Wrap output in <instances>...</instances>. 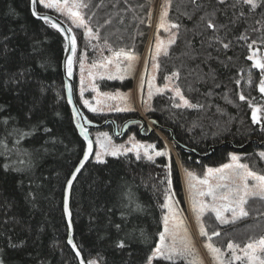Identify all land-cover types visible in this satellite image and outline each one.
<instances>
[{"label":"trees","instance_id":"1","mask_svg":"<svg viewBox=\"0 0 264 264\" xmlns=\"http://www.w3.org/2000/svg\"><path fill=\"white\" fill-rule=\"evenodd\" d=\"M91 1L89 14L99 15V23L116 15L106 27L109 35L126 27L119 38L134 39L141 32L138 40L145 45L149 28L141 21L146 14L137 10L145 6L144 0ZM256 2L259 6L253 9L243 0H173L171 20L180 27L177 41L160 59V81L178 72L185 97L198 107H175L173 97L165 94L154 100L147 118L138 112L85 111L91 131L104 129L117 140L135 133L160 148L166 146L165 138L191 169L219 167L233 154L258 170L264 168L258 155L264 152V128L253 123L251 106L262 99L257 83L261 73L247 59L252 41L264 45V0ZM133 6L136 10L130 9ZM38 10L44 13L39 3ZM208 20L216 29L207 27ZM66 50L63 33L32 14L31 0H0V258L5 264H80L68 243L65 196L87 143L68 99ZM241 92L246 100L239 99ZM14 130L31 134L17 143L18 135H9ZM169 163L172 186L181 193L173 156L150 161L128 155L87 162L70 198L72 241L85 261L147 264L163 229ZM262 224L264 217L234 230ZM120 240L124 248L117 247ZM189 262L157 258L152 264Z\"/></svg>","mask_w":264,"mask_h":264},{"label":"snow or ice","instance_id":"2","mask_svg":"<svg viewBox=\"0 0 264 264\" xmlns=\"http://www.w3.org/2000/svg\"><path fill=\"white\" fill-rule=\"evenodd\" d=\"M220 3H224V0H219ZM244 3L251 6L255 9L258 7L256 0H243ZM41 4L48 9H54L56 12L65 15L73 25L77 28H83L85 30L86 37L91 40H100L101 37L98 31H93L92 27L89 25L88 21L85 19V15L82 12V9L87 8L88 5L84 3V0H31V10L34 16H38L40 19L44 20L45 23L51 24L53 28L58 29L61 33H71L72 29L69 28L65 30L59 23H57L53 18L48 15H40L36 11V5ZM171 0H165L164 10L161 14V21L159 27L164 29L166 32H169L170 29H179V25L175 23L165 22L166 17L168 16V8L170 7ZM207 27L210 29H216L212 20L207 21ZM223 27V25H221ZM247 39V37H241ZM7 39V37H5ZM68 43L71 48V55L68 57L66 62L67 75L69 77L73 74V57L76 55V37L74 34L67 36ZM176 41V33H171L170 38L165 41L163 39H157L155 43V56L154 60H158L161 53L163 55H168V46L174 44ZM256 41H252L248 45L250 49H253L251 54L247 59L253 61V66L260 70L261 79L259 80V91L264 94V53L261 52L260 48L253 46L256 45ZM264 43V40L261 41ZM107 45V41H105ZM93 48H98V45L93 44ZM223 47L227 49L229 44H223ZM99 51L103 52L102 48H99ZM258 53L260 55L258 56ZM86 56V53H85ZM136 57L130 55L121 49L118 52L113 53L111 57H104L102 62L93 63L90 67L86 69L83 61H80V94L83 96L85 92V71H87V76L90 81L91 88L97 92L96 105L94 106L89 100H83V104L92 112L103 111V108L98 107L104 101L99 97H103L105 100H121L127 101L130 99L129 95L123 93H116L115 95L111 93H101L99 92L98 86L94 81L97 78L103 80L107 78L109 80L120 79L124 80L126 75H131L134 70V61ZM127 61V65L122 67V62ZM111 66H114V71ZM155 67L158 69L159 64L156 63ZM23 76V72L19 74ZM173 77H179V73H173L172 76L167 77L169 81ZM155 81V76H153L152 81L149 82V98L154 94L152 91L153 83ZM239 83V81H237ZM248 83H252L251 76H249ZM143 87V82L141 88ZM168 85L166 84L164 88H156V92L160 93L167 89ZM68 88V99L71 102L72 87L67 85ZM175 97L183 102L176 103L175 107H198V105H193L190 103L182 94L179 87L172 89ZM240 100H246L247 98L241 92L239 94ZM253 108L252 111V120L253 123H257L261 128H264V122L261 121V117L258 113L261 112V106L251 105ZM2 107V106H0ZM116 111H128V108H119L115 109ZM74 113L78 118L87 120V117H82L80 110L73 108ZM7 124V120L4 121ZM91 123V121H88ZM81 133L84 136V139L87 141V150L83 155L79 166L72 173L71 179L67 181V189L70 191L72 187V182L76 179V175L84 167L86 161H88L89 156L93 153V141L89 139V133L87 128L83 123H77ZM45 132H50L51 129L45 128ZM17 134L19 143L20 139H23L25 136L30 135L31 133L19 131L18 133H9V135ZM96 142L99 144L100 151L95 153V160L98 163H105L104 157L112 156L119 157L120 155H126L129 152H135L136 158H141L140 150L143 149L145 156L148 160H153L154 156H169L168 151H155L154 155L149 154V149H155V145H143L139 143H133L131 147H125L124 145H116L111 141V137L107 134H103V138L100 136L97 137ZM261 159H264V152L258 154ZM170 159V156H169ZM5 170L9 169L10 165L4 164L2 166ZM169 168V175L166 178L168 184L167 191V203L163 205L164 208L168 210V214L163 217L164 221V230L159 233V243L155 247L152 254L147 258V264H152L154 259L160 258L165 261H177L181 259H187L191 257L189 264H202V261L196 257L192 251V240L190 239L187 228L184 226L183 220L178 217L179 209L174 205L177 203L174 199V192L171 188L172 180L170 168L171 165H167ZM15 171H23V169L17 168ZM185 176L187 178V188L189 196L192 203V209L196 213V219L200 223V235L207 238L209 241L205 246L208 251L211 253L215 264H264V236L259 237L258 239L249 240L243 247L240 244L229 242L227 244V249L222 250L221 248L215 247L210 241L213 236H219L218 231H214L211 234L207 231L203 217L206 213L214 214L215 218L221 225H226L230 223H236L244 218L249 216V212L246 210L245 206L249 204L250 200L259 199L264 202V175L258 174L255 171H252L247 163H241V157L238 155H231L230 162L221 165L218 168H208L206 170L203 178L197 176L194 172L185 171ZM32 195V193H29ZM131 204L134 200L133 194L131 192L126 194ZM205 198H210L205 199ZM137 204V209H139ZM65 210L69 217V224L71 223V211L67 209L65 205ZM225 213H230V216H226ZM123 214V213H122ZM171 225V226H170ZM116 228L119 229L120 225H116ZM74 249H76L77 257H80V264H99V261L96 259H90L85 261L83 257L80 256V250L77 248L76 244L73 243L71 239L68 241ZM125 242L120 240L117 242V247L124 248ZM12 247H16L15 244ZM0 264H5L3 258H0Z\"/></svg>","mask_w":264,"mask_h":264},{"label":"rangeland","instance_id":"3","mask_svg":"<svg viewBox=\"0 0 264 264\" xmlns=\"http://www.w3.org/2000/svg\"><path fill=\"white\" fill-rule=\"evenodd\" d=\"M144 3L141 6L137 7L138 9L145 11V16L142 19L144 23V26L149 28V35L148 39L143 46L142 43L138 40V38L141 37V32L137 33V36H134V39H123L119 38L118 35H121V31H125L126 27L121 29L114 30V36H111L108 34L106 27L109 26V24H113L115 21L116 15L113 14V19L111 18H105L103 20L104 23L98 22L97 14L92 15L89 14L91 11L92 1L91 0H84V3L88 5L87 8L82 9V12L85 15V19L88 21L89 25L92 27L93 31H98L99 35L101 37L100 40H89L85 35V30L83 28H77L75 25L71 23V21L63 14L56 12L54 9H48L44 7L43 5L39 4L41 10L44 13H51L55 14V16L59 17L69 28L72 29V34L76 37V55L73 57V74L71 77H69L73 81V88H74V94H75V100L82 112L83 117H85V111L90 112L93 114H114V113H132V112H138L142 117L147 118V113L153 109L154 106V100L161 95L170 94L174 101L176 103H180L181 105L183 102L179 99V97H175L173 88L179 87L181 90L183 96L185 97L182 89L179 86V77L178 79L173 77L171 81H169L167 78L165 81H160V59L164 57L163 53H161L158 60H154L153 57L155 56V43L157 39H163L165 43L170 38L171 33H176V41L178 38V31L177 29H170L169 32H166L164 29L160 28V21H161V14L164 10L165 6V0H144ZM173 5V0H171L170 7L168 8V16L166 17V24L167 23H175L171 20V9ZM130 9L136 10V8L130 7ZM94 14V15H93ZM136 15V14H135ZM176 24V23H175ZM143 26V29H144ZM79 37L81 40H79ZM118 37V38H117ZM105 41H107V45H105ZM175 41V42H176ZM96 44L98 45V48H93L92 45ZM175 44V43H174ZM173 45V44H172ZM172 45L168 46V52ZM143 46V50L141 51V47ZM260 48L261 52L264 53V45H255L254 48ZM99 48L103 49V52L99 51ZM123 49L125 52L129 53L130 55H133L136 57V60L134 63V70L131 73V75H126L124 80L115 79V80H109L107 78H104L103 80L97 78L94 83L97 84L99 92L101 93H111L115 95L116 93H123L126 95H129L130 99L127 101H121V100H105L103 97H99L104 102L99 105L98 107L103 108V111H97L92 112L90 111L87 106L83 104V100L87 99L89 100L94 106L96 105V99L97 92L94 91L90 86V81L87 76V71H85V92L83 96L80 94V61H83L85 64L86 69L90 67L93 63L102 62L104 57H111L113 53L120 51ZM253 49H251L252 52ZM250 52V54H251ZM86 53V56H85ZM71 55V53H70ZM260 53H258V56ZM127 61L122 62V67H125L127 65ZM159 64V68L157 69L155 67V64ZM254 62L252 61V64ZM254 67V66H253ZM112 70L114 71V66H111ZM255 68V67H254ZM257 69V68H256ZM259 70V69H257ZM260 71V70H259ZM153 76H155V81L153 83L152 91L153 95L151 98H149V82L152 81ZM172 76V75H170ZM168 76V77H170ZM261 79V75L257 79V83L259 85V80ZM115 84L117 83V86L107 85L103 86V84ZM143 82V87L141 88V84ZM132 84V86H130ZM168 85L167 89L165 91L157 93L156 88H164L165 85ZM259 88V86H258ZM260 92V91H259ZM262 94V93H261ZM186 98V97H185ZM187 99V98H186ZM188 100V99H187ZM189 101V100H188ZM190 102V101H189ZM258 106H261V112L258 113V115L261 117V121H264V94H262V99ZM119 108H128L130 110L128 111H116L115 109ZM184 107V106H181ZM185 108V107H184ZM253 111V108H252ZM77 122L81 123L80 118L76 116ZM86 125L91 126L88 123V119L84 120ZM103 134H107L109 137H111V141L113 144L116 145H124L125 147H131L133 143H139L143 145H155V149H149V154H153L155 151H168L169 156H173L176 159L180 177H181V183H182V191L181 193H178L177 190L173 188L171 185V188L174 192V199L177 202L174 206L178 208L180 211L178 213V217L183 220L184 226L187 228L190 239L192 240V251L196 257H198L202 264H215V261L211 255V253L206 248V244L209 242L206 237L200 235V223L196 219V213L192 209V203L189 196L188 188H187V178L185 176V171H191L194 172L197 176H200L203 178V176L206 173V169L204 170H196L185 167L181 160L178 157V154L175 150V144L171 141H168L164 138L165 147H159L157 143L150 142L148 140L142 139L138 137L135 133H131L130 135L126 136L124 139L117 140L115 139L109 132H107L104 129H98L95 131H91L90 135L93 141V160H95V153L100 151L99 144L96 142L97 137L100 136L103 138ZM141 152V158H144L146 160L147 157L144 154L143 149L140 150ZM128 155H134L136 157L135 152H129L126 155H120L119 157H124ZM241 157V163H247L252 171L257 172L258 174L264 175V168H260L259 170L255 168L252 164L248 163L247 159L244 158L240 154H234ZM169 156H166L169 158ZM112 156H106L104 157L105 161H107L108 158ZM161 156H154V159L151 161H154ZM231 158V157H230ZM230 162V159L227 163ZM220 167V166H219ZM211 168H218V167H211ZM209 199L210 198H205ZM165 203H167V198L165 200ZM164 203V204H165ZM246 210L249 212V216L247 218H244L240 221H237L236 223H230L226 225H221L219 221L216 220L214 214L206 213L203 217L204 225L211 234L214 231H218L220 233L219 236H213L212 240L210 241L215 247L221 248L222 250L227 249V244L229 242L238 243L243 247L249 240L251 239H258L261 236H264V224L260 225L259 227L252 226V227H244L241 229H238L237 231L234 230V228L244 226L245 224L257 222L258 219L261 217H264V202L260 201L259 199L250 200L249 204L245 206ZM168 214V210L164 208L163 217ZM226 216H230V213H225ZM162 217V220H163ZM171 226V225H170ZM164 230V221H163V229ZM159 243V242H158ZM154 251V250H153ZM152 251V252H153ZM152 254V253H151ZM192 258L189 257L186 260L190 261ZM98 260V259H96ZM99 261V260H98ZM154 261V260H153ZM152 261V262H153ZM99 264L100 261H99ZM236 264H239V262H236Z\"/></svg>","mask_w":264,"mask_h":264},{"label":"water","instance_id":"4","mask_svg":"<svg viewBox=\"0 0 264 264\" xmlns=\"http://www.w3.org/2000/svg\"><path fill=\"white\" fill-rule=\"evenodd\" d=\"M36 11H37L40 15H48V16H50V17L53 18L57 23H59V24L61 25V27H63L65 30L69 29V27H68V26H67V25H66V24H65L60 18H58L57 16H55V15H53V14H50V13H41V12L38 10V4L36 5ZM36 17L39 18L38 16H36ZM39 19H40V18H39ZM41 20H42V19H41ZM63 35L65 36L66 41H67V50H66V52H65L64 62H63L64 78H65L66 84H67V85L70 84L71 87H72L71 103H72V105H73V108L75 107V108H77V109L80 110V108H79V106H78V104H77V102H76V100H75V94H74V88H73V81H72V80L69 78V76L67 75V67H66L67 59H68V57L70 56V53H71V51H70L71 46H70V44L68 43L67 36H68V35H72V33H67V31H66L65 33H63ZM80 113H81V116L83 117L81 110H80ZM75 115H76V114H75ZM80 120H81V123H83V124L85 125V127L87 128V130H88V133H89V139L92 140L91 135H90V132H91V129L93 128V126H88V125H86L84 119H82V118H80ZM86 143H87V141H86ZM86 150H87V148H86ZM92 158H93V153L89 156L88 161L91 160ZM88 161L85 162L84 167H85V165L87 164ZM79 164H80V163H79ZM78 166H79V165H78ZM84 167H83V168H84ZM83 168H82V169H83ZM82 169H81V170H82ZM80 172H81V171H80ZM80 172H79V173H80ZM79 173L76 175V179H77ZM76 179H75V180H76ZM75 180L72 182V187H73V184H74ZM72 187H71V190H70V191H69L68 189L66 190L65 205H67V209H68V210H70V198H71ZM66 214H67V211H66ZM67 220H68V225H69V228H70V239L73 240V224H72V216H71V223H70V224H69V217H68V215H67ZM79 259H80V257H79Z\"/></svg>","mask_w":264,"mask_h":264},{"label":"bare ground","instance_id":"5","mask_svg":"<svg viewBox=\"0 0 264 264\" xmlns=\"http://www.w3.org/2000/svg\"><path fill=\"white\" fill-rule=\"evenodd\" d=\"M55 15V14H54Z\"/></svg>","mask_w":264,"mask_h":264}]
</instances>
